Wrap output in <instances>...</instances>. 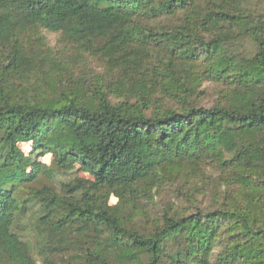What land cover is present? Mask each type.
Wrapping results in <instances>:
<instances>
[{"label":"trees","instance_id":"obj_1","mask_svg":"<svg viewBox=\"0 0 264 264\" xmlns=\"http://www.w3.org/2000/svg\"><path fill=\"white\" fill-rule=\"evenodd\" d=\"M249 1L0 0V264H36L14 231L30 201L58 235H97L82 264H264V12ZM26 30L60 33L121 77L93 91L62 83L20 41ZM242 37L252 53L237 50ZM158 84L175 106L155 100ZM207 165L223 185L215 204L169 205L146 232L123 217L119 203ZM55 168L88 177L63 197L30 186Z\"/></svg>","mask_w":264,"mask_h":264},{"label":"rangeland","instance_id":"obj_2","mask_svg":"<svg viewBox=\"0 0 264 264\" xmlns=\"http://www.w3.org/2000/svg\"><path fill=\"white\" fill-rule=\"evenodd\" d=\"M249 7L256 12H264V0H250ZM20 35V41L31 50H35L33 45H38L43 50L47 55L46 59H50L54 64L53 67L57 71L55 74L61 76L62 83L68 80L80 82L88 90L93 91L101 87L110 89L115 79L121 77L117 69L113 70L108 67L105 59L94 58L83 53L79 48L63 39L60 33L26 30ZM237 43V50L241 54H249L254 51L252 42L246 37L240 38ZM5 55V52H0V66L3 64ZM55 80L53 79L51 83L55 84ZM163 87L162 84L156 85L155 100L161 101L162 106H175L176 102L165 93ZM199 88L204 94L199 101L204 105H209L215 98V86L205 81L200 84ZM34 89H45V86L37 82L33 87ZM19 145L24 152H28L31 148L30 143ZM38 160L49 165L51 155L49 153L41 155ZM87 177L86 174L77 171L76 168L65 171L55 168L49 175L42 173L38 181L31 183L30 186L38 190L43 187L50 188L57 196L63 197L66 195L65 184H72L75 178ZM221 189H223V185L220 182V174L215 167L207 165L198 172L187 168L174 181L154 186L150 196H140L132 204L119 203L118 207L121 208L122 215L130 226L146 232L151 229L154 219L158 218L169 205L181 210L193 209L192 206H209L215 204L214 194ZM25 190L27 191V189ZM191 193H194V196H191ZM221 200L222 198L219 197L218 201ZM107 201L108 204L114 205L117 198L110 195ZM25 206L27 209L25 208L23 215H20L14 231L29 246L30 254L35 263L66 264V262H73L74 264H82L84 250L92 249L96 245L97 235L91 230L68 231L67 235H62L61 232L58 235V230H54L53 227L41 222L42 219H38L44 212L40 203L30 201ZM37 231H43V233L38 234Z\"/></svg>","mask_w":264,"mask_h":264}]
</instances>
